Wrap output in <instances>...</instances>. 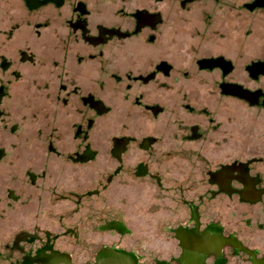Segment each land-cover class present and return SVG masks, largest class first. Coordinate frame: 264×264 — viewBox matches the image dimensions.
<instances>
[{
	"label": "water",
	"instance_id": "95a60500",
	"mask_svg": "<svg viewBox=\"0 0 264 264\" xmlns=\"http://www.w3.org/2000/svg\"><path fill=\"white\" fill-rule=\"evenodd\" d=\"M0 264H264V0H0Z\"/></svg>",
	"mask_w": 264,
	"mask_h": 264
}]
</instances>
